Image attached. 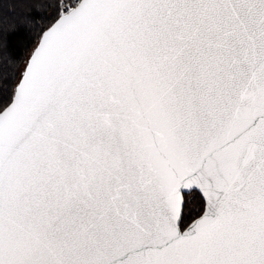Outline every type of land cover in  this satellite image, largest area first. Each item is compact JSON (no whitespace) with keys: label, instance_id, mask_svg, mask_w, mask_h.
I'll return each mask as SVG.
<instances>
[{"label":"snow or ice","instance_id":"6c2138e0","mask_svg":"<svg viewBox=\"0 0 264 264\" xmlns=\"http://www.w3.org/2000/svg\"><path fill=\"white\" fill-rule=\"evenodd\" d=\"M0 264H264V0H0Z\"/></svg>","mask_w":264,"mask_h":264}]
</instances>
